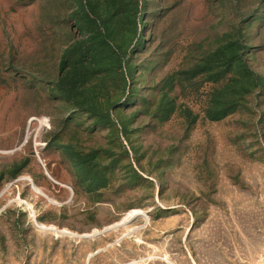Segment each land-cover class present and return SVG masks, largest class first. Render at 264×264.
Here are the masks:
<instances>
[{
  "label": "rangeland",
  "instance_id": "obj_1",
  "mask_svg": "<svg viewBox=\"0 0 264 264\" xmlns=\"http://www.w3.org/2000/svg\"><path fill=\"white\" fill-rule=\"evenodd\" d=\"M0 264H264V0H0Z\"/></svg>",
  "mask_w": 264,
  "mask_h": 264
},
{
  "label": "bare ground",
  "instance_id": "obj_2",
  "mask_svg": "<svg viewBox=\"0 0 264 264\" xmlns=\"http://www.w3.org/2000/svg\"><path fill=\"white\" fill-rule=\"evenodd\" d=\"M41 162V161H40ZM45 170V173L47 174V176L49 177V178H51L52 179V177L49 175V173L47 172V170L46 169H44ZM30 180V179H29ZM53 180V179H52ZM55 181V180H54ZM33 188H34V190H36V192H38L39 193V191L37 190V189H35V187L33 186ZM41 195H43L47 200H50V198L47 196V195H45L44 193H41ZM131 212H134V210H132V211H130V213ZM140 242V241H139Z\"/></svg>",
  "mask_w": 264,
  "mask_h": 264
},
{
  "label": "trees",
  "instance_id": "obj_3",
  "mask_svg": "<svg viewBox=\"0 0 264 264\" xmlns=\"http://www.w3.org/2000/svg\"><path fill=\"white\" fill-rule=\"evenodd\" d=\"M64 67V62H63V64H62V66H61V69Z\"/></svg>",
  "mask_w": 264,
  "mask_h": 264
}]
</instances>
